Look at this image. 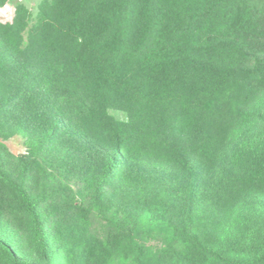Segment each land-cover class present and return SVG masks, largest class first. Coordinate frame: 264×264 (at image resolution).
Instances as JSON below:
<instances>
[{
    "label": "trees",
    "instance_id": "1",
    "mask_svg": "<svg viewBox=\"0 0 264 264\" xmlns=\"http://www.w3.org/2000/svg\"><path fill=\"white\" fill-rule=\"evenodd\" d=\"M5 1L0 0V5ZM97 1L99 10L93 16L96 20L85 13L86 4H93L95 0L57 3L56 17L44 19L47 22L44 26L50 29L59 25L61 28H54L49 40L43 43L39 36L37 45L43 44L44 53L42 70L36 74L30 71L25 74L18 69L19 64L12 66L15 56L23 53L20 50L22 42L21 39L7 40L5 35L8 31L20 35L25 28L27 21L21 15L23 7L18 6L12 22H0V46L5 47L7 53L0 51V75L11 86L9 91L5 88V94L10 92L17 96L21 90L31 95L37 92L33 99L40 97L43 105L48 106L47 110L53 108L59 114L73 116V125L76 124L75 129H65L66 133L62 134L57 132V126H52L48 130L49 139L42 146L49 152L40 160L37 156L17 157L0 141V214L17 221L20 226L30 222L34 235L43 241V223L39 217L41 203L30 197L33 177L37 175L36 183L44 196L42 202H55V206L48 207V212L62 229L63 233H57L62 244H68L67 237L76 232L79 242L90 243L85 239L83 222L94 215L100 226H112L114 230L112 234L106 233L103 246L100 245L102 250L95 249L96 254L100 253L98 263L112 264L107 257L120 255L124 258L123 264H143L140 245L135 240L139 235V216L129 213L118 216L113 199L107 194L108 185L118 177L122 184L138 194L147 211L170 212L173 180L162 171L179 175L195 172L201 152L208 144L204 115L200 108H186L185 104L180 108L164 102L144 111L147 103L141 97L126 93L122 89L125 84L112 81L108 72H111L110 66H117V61L133 48L144 75L155 87L161 88L183 87L184 83L176 77L184 76L189 70H201L206 61L218 62L215 67L218 72L237 63L233 67L246 70L249 80L242 102L246 106L264 92V0H141V8L147 13L142 22L136 21L133 12L138 0ZM133 27L138 29L134 36L131 35ZM61 43L74 44L72 59H64L60 54ZM30 46L35 47L28 44L26 49ZM207 52L210 55L206 56ZM24 83L29 87H23ZM115 104L127 112L128 122L116 120L107 113ZM240 115L233 127L236 132L251 122L247 120L248 113L241 111ZM76 128L81 133H95L98 139L106 137L110 147L115 149L99 170L69 171L73 178L80 180L85 203L58 199L64 196L63 188L67 187L59 185L54 189L47 182L50 176L62 171L57 165L58 156L64 151L62 144L56 143L78 138ZM49 144L54 146L49 147ZM121 149L128 156L132 155L139 165H117L116 156ZM249 152L248 146L238 147L233 151L232 160L242 166ZM246 160L248 165L249 158ZM262 170L256 172L254 167H247L248 174L236 173L228 184L226 198H240L243 193L264 188ZM166 218L169 220V215ZM116 219L118 223H114ZM103 221L106 224L100 223ZM196 246V253L207 260L210 251ZM71 248L73 246H68V250ZM67 254L75 257L71 251ZM72 263L86 264L81 257ZM0 264L33 263L22 261L0 240ZM155 264H170V256ZM224 264L256 263L226 260Z\"/></svg>",
    "mask_w": 264,
    "mask_h": 264
},
{
    "label": "rangeland",
    "instance_id": "2",
    "mask_svg": "<svg viewBox=\"0 0 264 264\" xmlns=\"http://www.w3.org/2000/svg\"><path fill=\"white\" fill-rule=\"evenodd\" d=\"M59 1L62 0H6L0 5L1 23L12 22L18 6L23 7L21 15L27 21L25 28L20 35H16L14 31L5 32V35L7 40L21 39L20 50L25 56L23 53L16 55L12 66L19 64L18 69L25 74L28 71L36 74L42 70L44 47L43 44L37 45V42L39 36L43 38L42 43L48 41L54 28H61L59 25L50 29L44 26L47 23L44 19L52 20L56 17L58 11L56 5ZM137 3L138 5L133 8L134 17L136 21L142 22L147 13L141 8V0ZM97 9L99 10L97 0L93 4L88 2L85 13L95 19L93 16ZM137 32V27H133L131 35L134 36ZM28 44L35 47L30 46L26 49ZM5 49L0 46V51L5 52ZM60 54L64 59H72L75 54L74 44L61 43ZM205 55H210V52ZM117 63V66H110L113 73L108 71L112 81L125 84L122 89L126 93L141 97L142 101L147 103L144 111L163 102L172 103L180 108L183 104L186 108H200L204 115V132L208 142L201 152V161L194 173L179 175L170 174L168 170L162 171L173 180L172 187L170 181L168 182V188L171 187L174 194L171 199L172 207H169L170 212L147 211L143 207L144 204H141L142 200L138 194L122 184L118 177H114L108 185L107 194L113 199L117 215L129 213L132 216L135 214L139 216V235L135 240L140 245L143 264H155L168 255L170 264H224L226 260L264 264V188L243 193L240 198L229 199L225 196L229 194L228 184L236 173L248 174L247 167H254L256 172L264 169V92L258 99L256 98L257 100L255 99L256 101L246 106L242 105L249 80L246 70L233 67L237 66V63L232 64V67H225L224 72H218L219 70L215 68L218 62L214 64L206 61L207 64H204L201 70H189L184 76L176 77L180 79V83H184L183 87L170 85L161 88L155 87L144 75L133 48ZM3 77L1 74L0 141L17 157L37 156L40 160L49 152L48 149H42L43 144L49 139L48 130L52 126H57V132L62 134L66 133L65 129H75L73 116L59 114L57 109L53 108L47 110L48 106L43 105L44 101L39 99L40 97L33 99L37 92L31 95L21 90L17 96H12L10 92L5 94V88L8 87L9 91L11 86ZM23 87H29V84L24 83ZM241 111L248 113L247 120L251 122L236 132L233 127L240 119ZM107 113L116 120L129 121L127 112L117 108L116 104L115 107H109ZM76 129L79 133L78 138L56 143L62 144L64 151L58 149L61 153L58 156L57 167L62 171L50 176L47 182L54 189L59 185L61 188L67 187L63 188L64 196L58 199L85 203L80 180L73 178L69 171L76 173L77 170H99L107 156L115 149L110 147L106 137L99 136L98 139L95 133H81L79 128ZM54 144H49V147L51 145L53 147ZM244 145L249 147L250 152L243 158L244 165L237 166L232 160V154L236 148ZM248 158L250 163L247 165L245 162ZM116 162L117 165L121 163L139 165L132 155L128 156L122 149L116 156ZM46 167L49 169V166ZM139 167L145 169L144 166ZM154 171L161 173L160 170ZM36 179L37 175H34L30 197L34 202L41 203L39 217L43 223V241L40 242L34 235L30 222L26 221L24 226H20L17 221L7 218L4 214H0V240L7 243L24 262L73 264V260L79 261L81 257L86 264H99L100 253L96 254L95 249L102 250L103 247L100 245L103 246L106 233H113L112 226H100L93 215L83 222L86 227L85 239L88 238L90 243L85 244L84 240L79 242V233L76 232L74 236L67 237L70 239L68 244H62L57 234L63 233L62 229L48 212V207L55 206V202L54 200L42 202L43 192ZM166 215H169V220ZM118 222V219L114 221ZM100 223L106 224L104 221ZM178 228L181 230L178 231ZM197 244L210 251L207 260L200 258L196 253ZM68 246L73 248L68 250ZM67 251H71L75 257L70 258ZM107 261L112 264H123L124 258L117 255L107 257Z\"/></svg>",
    "mask_w": 264,
    "mask_h": 264
}]
</instances>
